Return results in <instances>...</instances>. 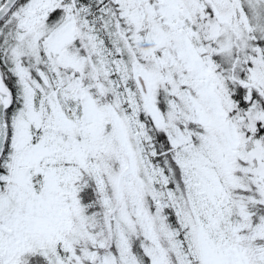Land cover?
<instances>
[{"label":"rangeland","instance_id":"rangeland-1","mask_svg":"<svg viewBox=\"0 0 264 264\" xmlns=\"http://www.w3.org/2000/svg\"><path fill=\"white\" fill-rule=\"evenodd\" d=\"M111 1L99 24L77 0H25L0 23L19 102L0 172V264H264V216L251 224L244 210L248 194L264 205V0ZM234 83L249 105L240 116Z\"/></svg>","mask_w":264,"mask_h":264},{"label":"trees","instance_id":"trees-1","mask_svg":"<svg viewBox=\"0 0 264 264\" xmlns=\"http://www.w3.org/2000/svg\"><path fill=\"white\" fill-rule=\"evenodd\" d=\"M77 1H78V6L77 7H80V8L83 9V11H82L83 15L85 14V19L88 22V24H92L93 23L92 20H93L94 17H96V20H97L96 23H98V24L100 23V19L101 18L97 17V15L101 13L102 7L104 8L106 6L109 9L113 8L112 7L113 4H112L111 0H77ZM18 2L19 3H23V2H25V0H19ZM59 10L60 9H55L54 11L49 13L47 19L52 18L54 14L56 15V12L59 11ZM6 16H4L2 19H0V23L3 21V19ZM259 42H261V46L260 47H261L262 57L264 59V40H260ZM6 53H7L6 45L4 47L0 45V71H1V74H2V77H3L4 81H5V83L10 88L11 94H12V104L4 112L5 123L7 125V120H8V116L10 114L11 109L13 107H15L14 105L19 104V102L17 100L16 92H15V90H16L15 88L17 86V76L13 73L12 69L10 68V64L5 59L6 58ZM116 55H118V54H116ZM125 58H126V56H125ZM243 64L244 63L239 58V62H238L237 66L239 67V66H241ZM241 77H243V76H241ZM164 85H165V88H166L167 87V82H165ZM183 87H184V83L180 84L178 86V90H181ZM232 87H233V89H232V93L230 94V98L233 99L236 102V105H235L234 109H232V111H231L232 113L231 114H235V115L237 114V115L240 116V115H242L244 113V110L249 107L248 101H246L244 99L245 97H243L245 88H243L242 85H240L239 83L232 84ZM234 88H235V91H234ZM239 88H241L240 92L237 91V89H239ZM134 93H135L134 96H135L136 101L138 103H140L141 102V97H140V92L137 89V87H136V90H135ZM158 102H159V100L157 101V103ZM160 107H163L162 106V102L160 103ZM139 116H140L139 119L141 121H143L145 129L148 131V133L151 136L150 148H153L154 151L158 153V155H159L158 157L160 158V163H162V165L164 167V171L169 173L168 165L170 164L173 167L174 171H175L174 174L177 176L178 173L180 172V170L178 168V165L175 162V157H173V155L170 152L171 151L169 149L170 148V143H169L168 139L166 138L165 132L161 128H155V126L152 124V122L148 118V115L146 113V109L144 110L143 107H140V109H139ZM164 116H165V118L168 117V114H167L166 111L164 113ZM188 125L191 126V124H188ZM7 128H8L7 139H6L4 148H3L2 156L0 158V172L4 171V167L2 166V161H3V159L5 158V156L7 154V148H8V144H9V141H10V133H11V131H10L9 125H7ZM192 128H195V127L193 126ZM260 128H261V126H260ZM262 128H264V127H262ZM173 180L174 179H171V176H169L167 186H168V188H173L174 189V191H173V193H174V201L181 203L182 200L185 201V196L182 193H180L179 186H177L176 183ZM182 186L183 185H181V187ZM181 194L184 196V199H183ZM244 194H245V192H244ZM249 196H251V194H248L247 196H245L246 209H244V210H247L249 212V214H250V216L252 218L251 224H256L258 222V220L262 219V217L264 216V205H261L259 203V201L256 200L257 199L256 195L251 196V197H254L252 199L251 198H247ZM92 197L93 196L88 195V194H85L83 196V198L85 200H87V201L90 200V202L93 201ZM95 208H98V205H94V206L89 207L90 210L95 209ZM163 211H164V214L166 216L165 220H166L167 224L169 225V227L172 230H174V231L175 230L178 231L179 223H178V221L176 219V216H175V214L173 212V209L169 205H165L163 207ZM257 215H259V218L256 217ZM253 216L256 217V218H254ZM37 256L38 255H33V256H30V257L28 256L27 257L28 261L26 262V264H41L42 263L41 261L38 262L36 260Z\"/></svg>","mask_w":264,"mask_h":264},{"label":"water","instance_id":"water-1","mask_svg":"<svg viewBox=\"0 0 264 264\" xmlns=\"http://www.w3.org/2000/svg\"><path fill=\"white\" fill-rule=\"evenodd\" d=\"M17 0H5L0 6V19L3 18L13 7ZM137 80L144 93L147 91L145 79L141 76H137ZM12 96L9 88L3 81L0 73V157L3 153V147L7 138V126L4 122V111L11 106Z\"/></svg>","mask_w":264,"mask_h":264}]
</instances>
